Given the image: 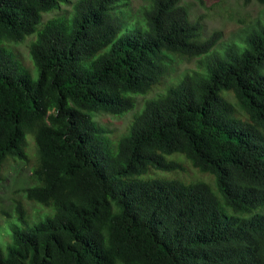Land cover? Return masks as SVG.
<instances>
[{"label":"trees","instance_id":"obj_1","mask_svg":"<svg viewBox=\"0 0 264 264\" xmlns=\"http://www.w3.org/2000/svg\"><path fill=\"white\" fill-rule=\"evenodd\" d=\"M255 1L222 43L184 0H0V169L31 135L24 195L51 209L27 224L16 205L0 264H264ZM129 111L120 131L96 120Z\"/></svg>","mask_w":264,"mask_h":264},{"label":"rangeland","instance_id":"obj_2","mask_svg":"<svg viewBox=\"0 0 264 264\" xmlns=\"http://www.w3.org/2000/svg\"><path fill=\"white\" fill-rule=\"evenodd\" d=\"M188 6L190 17H200L202 33L209 35L214 30H219L221 36L218 42H228L235 39V35L251 26V23L260 17L262 7L255 0H184ZM132 7L142 3V0H130ZM52 13L43 14L42 19L51 16ZM12 48L21 56L22 61L27 64V39L23 42L12 44ZM196 59V58H195ZM194 58L190 61L180 62L177 69H191L194 67ZM137 104L142 100L137 97ZM129 111L119 117H111L107 114H99L96 120L108 130L120 131L128 123ZM23 144L25 157H7L0 169V247L3 248L11 231V226L19 227L22 221L16 215V205L20 204L25 212L27 224L51 213V209L40 204L28 201L24 195V188L30 185V172L34 162V143L31 135H26ZM185 173L189 164L183 158L179 159ZM184 162H186L184 164ZM195 173L192 168L188 170ZM177 172V171H176ZM179 172V170H178ZM172 173V172H168ZM180 175V174H179ZM23 226V225H22ZM5 251V249L3 250Z\"/></svg>","mask_w":264,"mask_h":264}]
</instances>
